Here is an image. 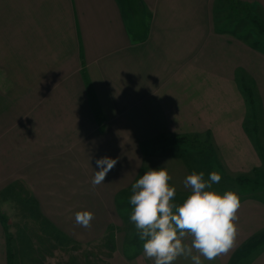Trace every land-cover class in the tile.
<instances>
[{
  "label": "crops",
  "instance_id": "crops-1",
  "mask_svg": "<svg viewBox=\"0 0 264 264\" xmlns=\"http://www.w3.org/2000/svg\"><path fill=\"white\" fill-rule=\"evenodd\" d=\"M221 1L0 0V264L15 252L5 205L107 264H154L128 233L131 186L159 167L177 205L193 172L240 197L234 247L203 264H264V41L224 23ZM225 3L264 26V0ZM103 157L117 163L93 188Z\"/></svg>",
  "mask_w": 264,
  "mask_h": 264
},
{
  "label": "clouds",
  "instance_id": "clouds-1",
  "mask_svg": "<svg viewBox=\"0 0 264 264\" xmlns=\"http://www.w3.org/2000/svg\"><path fill=\"white\" fill-rule=\"evenodd\" d=\"M116 163L109 157L96 161L100 170L94 173L93 188L104 183ZM171 179L166 168H151L131 186L130 204L134 207L130 220L143 242L144 256L154 264H174L181 257L203 264V260L227 255L238 235L239 195L213 190V184L221 180L218 173L212 172L206 181L203 172H193L183 181L191 194L177 205L173 202L176 189L169 186ZM94 218L91 211L75 213V223L84 228H90Z\"/></svg>",
  "mask_w": 264,
  "mask_h": 264
},
{
  "label": "rangeland",
  "instance_id": "rangeland-1",
  "mask_svg": "<svg viewBox=\"0 0 264 264\" xmlns=\"http://www.w3.org/2000/svg\"><path fill=\"white\" fill-rule=\"evenodd\" d=\"M218 14L228 26L237 27L239 32L251 29L258 38L264 41V34L260 32L263 24L250 11L235 5L228 9L225 0H223L218 8ZM226 14L229 16L226 17ZM181 157L185 164L192 165L194 163L193 156L185 154ZM4 207V212L9 216L12 224L10 226L13 235L11 245L15 252L11 253L9 257L11 264H107L105 248L71 245L65 242H62L64 244L62 246L47 236L48 233H52L50 228L45 227L47 230H43L44 235L37 224L30 221L21 209L12 207V205L8 206L9 210H6L7 205ZM128 240L137 241L134 243L136 247L142 243L138 233L137 235L133 233L131 236L128 233Z\"/></svg>",
  "mask_w": 264,
  "mask_h": 264
},
{
  "label": "trees",
  "instance_id": "trees-1",
  "mask_svg": "<svg viewBox=\"0 0 264 264\" xmlns=\"http://www.w3.org/2000/svg\"><path fill=\"white\" fill-rule=\"evenodd\" d=\"M235 6L241 8V7L238 6V5H235ZM262 29H263V31H264V26H262ZM262 29H261V30H262ZM175 140H181V141H184V140H186V138H185V137H176ZM194 141L196 142V140H194ZM188 142H189V141H188Z\"/></svg>",
  "mask_w": 264,
  "mask_h": 264
}]
</instances>
